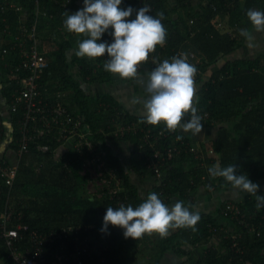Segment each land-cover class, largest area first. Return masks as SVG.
<instances>
[{
  "label": "trees",
  "instance_id": "1",
  "mask_svg": "<svg viewBox=\"0 0 264 264\" xmlns=\"http://www.w3.org/2000/svg\"><path fill=\"white\" fill-rule=\"evenodd\" d=\"M196 1L197 5L192 0H176L172 5L169 0H122L120 7L134 9L130 20L135 19L136 11L145 5L150 8V15L163 14L161 22L167 30L166 42L163 47L157 46L149 58L156 57L158 62H163L184 54L188 62L196 66L195 84L199 90L194 107L202 117L203 128L219 126L217 139L200 146H192L181 132H170L161 125L146 123L145 117L131 114L111 95L91 97L84 91L83 84L109 83L113 81V74L103 67L107 53L98 58L77 55L78 43L87 37L66 30V11L60 0H16L22 12L13 9L2 12L0 9V31L5 41L0 51V64L7 76L3 82L7 102L12 105L14 91L19 88L16 80L10 78L13 66L20 58L11 48L14 36L24 23L30 26L37 22L43 55L50 62L41 80L48 104L55 102L57 93H71L68 109L84 118L93 143L102 147L101 156L106 166L118 175L121 191L102 199L84 197L86 178L80 170L84 155L91 158L88 151L81 154L72 149L57 153V149L62 148L55 135L36 137L30 141L29 153L19 158L12 185L6 184L0 170V217L6 212L13 214L14 222L9 228L16 224L19 216L29 226V232L49 235L69 226L79 228V235L87 236L95 247V255L84 258L83 264H160L168 251L185 258L183 264H264V207L257 208L255 196L235 204L239 214L230 211L226 203L219 204V214L234 222V231L226 230L212 215L200 216L195 231L174 229L165 238L155 233L145 234L138 240L125 238L124 230L112 225L106 232L101 231L108 207L114 210L121 205L135 208L153 192L167 206L172 198L193 205L201 187L207 191L233 188L223 177L209 174L208 169L213 166L237 165V175L245 174L254 183L264 179V56L253 60L234 57L247 41L240 34L241 29L250 31L254 28L247 11L264 12V0ZM71 6L76 11L82 7L76 6V2ZM112 31L109 28L98 43H112ZM4 49L7 50L5 54ZM69 50H73L72 59L68 57ZM221 60H226L225 64L217 66ZM72 66L75 67L73 72ZM213 66L216 69L205 79L204 75ZM51 81L55 82L49 84ZM10 120L12 132L6 153L0 159V169L13 166L7 153L16 154L19 150L24 111L20 108L12 112ZM229 124H233L231 130ZM3 128L0 125V142L6 137ZM39 128L41 125L31 122L28 136H36L34 129ZM160 132L163 136L155 149L143 142L147 133L158 136ZM121 142L132 145L131 170L140 179L156 176L151 168L154 153L158 150L163 153V159L157 165L164 180L145 198L140 197L121 160L112 152V145ZM40 146H47L49 150L40 151ZM175 146H179L181 152L168 157L166 150ZM210 151L213 154H208ZM29 232L22 233V246L31 247ZM70 238L60 237L46 250L53 252L65 245L71 249ZM213 241H216L214 245L204 249L202 260L196 261L192 251ZM0 264H11L3 238H0Z\"/></svg>",
  "mask_w": 264,
  "mask_h": 264
},
{
  "label": "clouds",
  "instance_id": "2",
  "mask_svg": "<svg viewBox=\"0 0 264 264\" xmlns=\"http://www.w3.org/2000/svg\"><path fill=\"white\" fill-rule=\"evenodd\" d=\"M121 3L122 0H84L82 10L74 14L65 12L64 27L70 33L87 37L78 43V56L98 58L107 53L105 71L117 74L123 80H136L141 64L148 62L157 46H164L167 30L161 22L162 13L157 14L160 18L150 15V8L145 5L136 11L135 19L130 20L134 9L131 6L122 9ZM247 17L256 32H264V12L249 9ZM109 28L113 29V42L98 43ZM240 34L249 41L253 39L247 29H241ZM154 63L156 67L148 73L145 87L148 98L135 101L143 103L145 122L152 126L163 123L170 132L179 129L192 135L199 134L203 124L194 107L196 66L190 64L184 54L171 61ZM208 171L213 177H223L234 189L254 195L257 208L264 207V196L257 195L259 185L245 174L237 175V165L225 168L217 165ZM199 221V212L191 211L183 201L169 207L153 192L138 207L121 205L115 210L108 207L101 231L106 232L112 225L123 229L125 238L138 240L153 233L165 238L174 229L195 231Z\"/></svg>",
  "mask_w": 264,
  "mask_h": 264
},
{
  "label": "built area",
  "instance_id": "3",
  "mask_svg": "<svg viewBox=\"0 0 264 264\" xmlns=\"http://www.w3.org/2000/svg\"><path fill=\"white\" fill-rule=\"evenodd\" d=\"M0 9L2 12L12 9L18 12H22L23 10L21 6L16 5V0H1ZM26 16L27 13H25V18ZM37 28V22L30 26L24 23L19 33L14 36L11 47L12 51L17 52L20 58L19 62L13 66L10 76L11 79L16 80L19 86L14 91L13 96L15 97V101L10 106V112H16L20 108L24 111V120L21 125L23 135L19 141L17 155L21 158V156L29 153L30 141L36 137L55 135V139L61 145L74 141V150L77 153L82 154L84 150L88 151L91 158L85 154V161L82 166L96 162L100 167H104L107 170L105 173V181L107 183L116 182L119 184L120 179L118 175L110 170L102 159V147L100 144L93 143V138L84 124V118L80 115H74L67 106L62 104L60 93L54 96V103L48 104L46 92L42 91L41 80L48 71L50 62L43 55ZM231 31L229 30V32ZM6 52L7 50L4 49L3 54ZM190 57L193 58L194 55L190 54ZM206 117L205 115L204 118ZM31 122L41 125V128L34 129V134L37 135H32L33 137L31 135L28 136L31 132L28 129ZM0 125L4 127L2 119L0 120ZM86 130L88 131L87 134ZM162 136V132L158 136H151L147 133L143 142L154 148ZM40 149L48 151L49 147L43 146ZM166 152L168 157H171L175 153H180L181 148L175 146L167 149ZM162 156V152L159 150L155 151L151 168L157 177L163 174L157 165L158 161L163 159ZM0 170L2 176L6 178V184L12 185L17 174V165L8 166ZM113 193L115 195L118 192ZM227 208L230 211L235 210L239 214V210L235 204H227ZM12 216L11 212H6L0 217V238H3L5 241L11 264H83L84 258H92L95 255L93 253L95 247L90 243V239L87 236L82 237L79 235V228L69 226L61 229L59 233L40 234L37 231L29 232V226L22 222V216L16 219V224L12 228H9V225L14 222ZM27 232H29L31 247L22 246L24 241L22 233ZM60 237L70 238L69 240L71 241L68 242L71 243V249L65 245L60 246L53 252L46 250L48 245L54 244ZM99 262H103V259H99Z\"/></svg>",
  "mask_w": 264,
  "mask_h": 264
},
{
  "label": "crops",
  "instance_id": "4",
  "mask_svg": "<svg viewBox=\"0 0 264 264\" xmlns=\"http://www.w3.org/2000/svg\"><path fill=\"white\" fill-rule=\"evenodd\" d=\"M60 2L62 3V6L63 8H65L66 12L72 11L71 14H74L76 12V10L73 9L74 7L71 6L74 2H76V6L77 5L82 6L80 7L79 10H82L84 5V0H60ZM169 3L175 5L176 0H169ZM0 4H1V0H0ZM67 7H69V9H66ZM249 33L253 37V39L251 41L247 40L244 46L240 50L235 52V56H234L235 58L253 60L262 55L264 56V52L262 53V51L264 50V48H262V45L260 46L261 49L258 53H255L256 51L253 50L255 46L258 47V44L261 43V40L259 41L258 36L263 34L262 37L264 38V32H256L255 29L252 28L249 31ZM4 43H5L4 37L0 31V51ZM225 62L226 60H221L220 63L217 64V66L223 65L225 64ZM74 68H75L74 66L71 67L72 72L75 71ZM215 69L216 66H213V68H211L208 71V74H212ZM3 70L0 64V116L4 124V128L6 129L5 130L6 137L4 138V140L0 142L1 145L0 159L6 153L9 144V139H7V130H10V134L12 132V125L10 120L11 119L10 104L7 102L4 96L5 84L3 82H5V79H7V76L5 75ZM148 71L149 70L142 68V71L139 72V76L137 77V79L131 82H126L125 80L121 79L117 74H113L112 82L102 83L97 85L90 84L87 86L83 84V89L91 97L104 95V94L111 95L116 99V101L122 107H124V109H126L131 114L145 117L143 103L142 102L136 103L135 101L137 99L143 101L148 98V94L145 91V87L148 82V73H149ZM140 81H143V83H140ZM198 90L199 88L196 85V95ZM195 101L196 98L194 100V104ZM160 125L162 127H165L166 129V126L163 123H161ZM228 127L231 130L233 124H229ZM177 131L183 133L190 141L192 146H200L201 144L209 143L217 139L219 126L204 127L202 128V131L197 135H192L190 132H182L179 129ZM69 143L70 142H68L67 144ZM65 145L62 149H65ZM132 149H133L132 145L128 142H121L116 145H112V152L121 160V163L126 173H128L132 184H134L137 187L140 197L145 198L152 188L162 183L165 176L164 175L160 177L148 176L147 178L140 179L131 170L130 157H131ZM7 155L13 162L12 165L13 166L17 165V159L15 158L16 154L9 151ZM255 183L259 185V190L257 192V195L264 196V179L258 180ZM251 196L254 195L240 192L239 190H236L232 187H225L218 191L215 190L207 191L204 187H201L196 192V198L194 204L193 205L184 204V205L186 207H189L190 210L193 212H199L200 216L212 215L220 225L225 227L226 230L234 231L235 229L234 223L229 221L228 219H225L219 214L218 206L219 204L222 203H226V204L243 203ZM177 201L180 200L178 198H172L168 206L171 207ZM215 242L216 241H213L204 247H198L194 249L192 251V256L194 257V259L196 261L202 260L204 256V249L214 245ZM184 262H186L185 258H180L176 256L174 252L168 251L162 257L160 264H183Z\"/></svg>",
  "mask_w": 264,
  "mask_h": 264
},
{
  "label": "rangeland",
  "instance_id": "5",
  "mask_svg": "<svg viewBox=\"0 0 264 264\" xmlns=\"http://www.w3.org/2000/svg\"><path fill=\"white\" fill-rule=\"evenodd\" d=\"M192 2H193L194 5L197 4L196 0H192ZM66 9H69V7H67ZM71 12L72 11H69V12L67 11V13H69V14H71ZM223 21L225 22L226 20H223ZM228 30L231 31L232 29H228ZM262 35L258 36V39H259V41L261 40V43L258 44V47L257 46L254 47L253 50L256 51L255 53H258L260 51V49H261L260 46L261 45H262V48H264V38L262 37ZM62 37L64 38V40H66V37H64V36H62ZM57 39L60 40L61 39L60 36H58ZM263 52H264V50L262 51V53ZM68 54H69L70 59H72V56H73L72 50H69ZM154 61H158L156 59V57L149 58L147 63L141 64V66L139 68V72H141L142 68H144V69L149 70L148 72L150 73L152 68L156 67V63H154ZM204 76H205L204 78L207 79L210 76V74H207V75H204ZM54 82L55 81H51V82H49V84H53ZM84 85L87 86V85H90V84H84ZM60 95H61L62 104H64L65 106H68V98L71 95V93L66 91L64 93L61 92ZM74 115H77V114L74 113ZM87 132L88 131L86 130V134H87ZM9 138H10V130H7V139H9ZM40 147H43V146H40ZM40 147H38V150L42 151L40 149ZM63 147H64V145H61V148H63ZM74 148H75V142L72 141L69 144L65 145V149L58 148L57 149L58 150L57 153L59 151L61 153L62 152L63 153L69 152L70 150H72ZM43 152H45V151H43ZM208 154L211 155L213 153H212V151H210ZM15 158L17 159V163H18L19 156L17 155V153L15 155ZM84 161H85V157H83V162ZM106 171L107 170H105L104 167H100L99 164L96 163V162H93L92 164L89 163L86 166H81L80 174L82 175V177L86 178L84 180V182H85L84 188H85L86 192H85V194L82 193L84 197H92V198H95V199H102L103 197L113 196L114 195L113 192H121L119 190V187H118L119 184L118 183H116V182L107 183L105 181V173H106ZM229 221H231V220H229ZM147 256L145 257L146 259L148 258ZM138 259H139V262H140V260L142 259V255H141V259L140 258H138Z\"/></svg>",
  "mask_w": 264,
  "mask_h": 264
}]
</instances>
